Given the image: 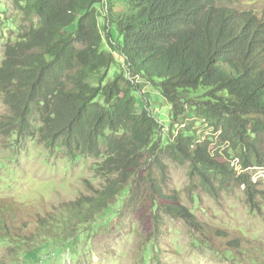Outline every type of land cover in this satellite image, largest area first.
Instances as JSON below:
<instances>
[{
    "label": "trees",
    "instance_id": "1",
    "mask_svg": "<svg viewBox=\"0 0 264 264\" xmlns=\"http://www.w3.org/2000/svg\"><path fill=\"white\" fill-rule=\"evenodd\" d=\"M98 2L106 12L104 30ZM14 6L29 24L7 44L0 66V99L8 108L0 132L18 141L38 137L50 151L64 148L73 159H105L96 167L106 177L105 187L69 203L65 227L111 213L114 199L131 192L130 180L145 167L154 222L162 210L205 232L196 216L156 183L150 167L164 173L157 154L162 151L189 162L191 174L208 191L214 181L223 184L231 176L251 189L249 175H237L228 152L211 153L184 132L161 143L160 122L149 108L139 110L138 91L125 73L112 80L108 74L117 53L127 73L160 90L172 105L173 120L189 108L221 131L243 169L262 167L264 19L256 11H239L221 0H14ZM200 90L202 99L183 96Z\"/></svg>",
    "mask_w": 264,
    "mask_h": 264
},
{
    "label": "rangeland",
    "instance_id": "2",
    "mask_svg": "<svg viewBox=\"0 0 264 264\" xmlns=\"http://www.w3.org/2000/svg\"><path fill=\"white\" fill-rule=\"evenodd\" d=\"M221 3L239 11L254 10L264 19V0ZM95 7L104 30V5L98 2ZM28 24L14 0H0V66L7 44L16 41ZM105 49L113 52L108 44ZM115 57L117 63L109 70L108 80L125 73L138 91L139 110L149 108L160 122L161 143L184 132L211 153L228 152L237 175H249L251 189L231 176L223 184L214 181L208 191L191 174L189 162L173 160L162 151L157 154L164 173L152 163L150 167L156 183L166 196H174L193 213L205 232L162 210L158 223L154 222L156 207L145 167L130 180L131 192L114 199L111 213L69 228L63 224L64 208L106 185V177L96 171L104 156L73 159L64 148L50 151L38 137L18 141L15 135L0 132V264H264V166L243 169L234 146L224 142L221 131L216 132L215 126L189 108L173 120L172 105L160 90L145 79L133 78L124 58L117 53ZM204 92L183 96L202 99ZM6 113L8 108L0 99V120ZM100 145L104 152L106 140L101 139ZM146 159L148 166L151 157ZM52 218L55 224L50 223Z\"/></svg>",
    "mask_w": 264,
    "mask_h": 264
}]
</instances>
